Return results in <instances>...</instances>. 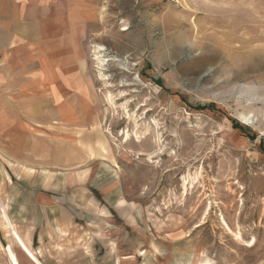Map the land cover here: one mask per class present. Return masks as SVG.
I'll use <instances>...</instances> for the list:
<instances>
[{
	"label": "rangeland",
	"instance_id": "obj_1",
	"mask_svg": "<svg viewBox=\"0 0 264 264\" xmlns=\"http://www.w3.org/2000/svg\"><path fill=\"white\" fill-rule=\"evenodd\" d=\"M39 9L63 22L43 48L75 56L85 119L66 124L43 104L35 123L27 103L25 175L35 166L75 208L100 209L87 240L117 239L137 264H264V0ZM58 110L74 117L66 103Z\"/></svg>",
	"mask_w": 264,
	"mask_h": 264
},
{
	"label": "crops",
	"instance_id": "obj_2",
	"mask_svg": "<svg viewBox=\"0 0 264 264\" xmlns=\"http://www.w3.org/2000/svg\"><path fill=\"white\" fill-rule=\"evenodd\" d=\"M29 2L0 0V264H137L132 247L122 253L117 239L112 246L97 236L87 240L98 227L90 222H99L100 209L75 208L74 195H59L57 176L43 178L35 166L29 176L23 172L27 166L20 145L27 103L33 107L29 115L35 123L41 124L43 104L66 124L85 119L77 107L82 105V92L74 85L80 74L69 70L75 56L68 50L60 54L59 49L43 48V35L59 34L63 22L43 18L41 0ZM44 72L55 78L47 81ZM63 103L70 106L65 114L74 117L63 118L58 110ZM3 211L11 225L3 220ZM74 231L84 239L74 241Z\"/></svg>",
	"mask_w": 264,
	"mask_h": 264
},
{
	"label": "bare ground",
	"instance_id": "obj_3",
	"mask_svg": "<svg viewBox=\"0 0 264 264\" xmlns=\"http://www.w3.org/2000/svg\"><path fill=\"white\" fill-rule=\"evenodd\" d=\"M97 48L99 49L98 51H97V53H100L102 50H103V48L102 47H98L97 46ZM97 56H99V57H97L101 62H103L104 60L101 58V54L100 55H97ZM100 62V63H101ZM101 66V65H100ZM109 100L111 99V96H109V98H108ZM126 138H128V135H126ZM240 238V237H239Z\"/></svg>",
	"mask_w": 264,
	"mask_h": 264
}]
</instances>
